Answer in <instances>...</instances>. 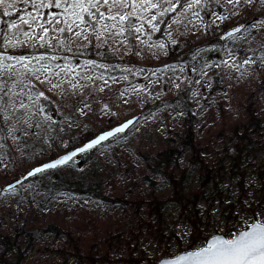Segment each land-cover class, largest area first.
Instances as JSON below:
<instances>
[{"label": "rangeland", "instance_id": "obj_1", "mask_svg": "<svg viewBox=\"0 0 264 264\" xmlns=\"http://www.w3.org/2000/svg\"><path fill=\"white\" fill-rule=\"evenodd\" d=\"M158 2L163 8L150 9L157 17L156 29L146 20L130 16L133 20L125 22V32L120 33L119 18L101 20L87 14L85 19L91 26L73 25L68 31L69 25L62 22L65 9L41 8L37 0L36 8L43 14L38 22L47 27L51 13H56L51 29L58 26L64 31L50 29L44 34L27 18L24 30L7 36L13 45L4 43V52L35 60L26 75L19 67L22 75L17 78L12 74L6 77L5 69H0V79L7 81V87H0L18 94L11 97L17 105H26L17 107L13 115L9 104L5 113L3 107L9 96L0 92L4 97L0 123L8 134L16 163L0 173V187L78 147L75 140L84 132L95 136L144 115L125 138H116L111 146L99 149L92 161L78 160L58 173L41 175L19 190L0 195V229L11 238L10 243L0 244V257L4 256L8 264H157L196 250L215 235L231 238L254 220L262 219L264 0H252L251 4L241 0L235 6L226 0H202L192 9L177 5L163 15L160 13L168 4L165 0ZM8 4L14 6L7 7L10 11L21 8L23 14L36 15L29 0H8ZM100 11L107 15L103 5ZM138 15L150 18L149 12ZM218 16L225 19L218 20ZM140 23L144 30L137 33ZM240 26L244 27L241 34L219 45L220 37ZM76 32L83 34L77 36ZM40 35H44L43 40L38 39ZM92 46L107 47L117 60H90ZM186 54L190 57H184ZM245 60L255 63L246 64ZM41 64L51 72L34 74L32 70ZM93 66L112 72L114 81L97 77ZM45 75L51 84L39 82ZM55 84L60 87L53 88ZM33 87L45 95L38 96ZM95 91L92 99L89 93ZM185 92H189L197 116L200 158L213 172L209 180L189 150L175 155L173 169L165 175H151L145 157L167 147L181 149L177 132L182 131L185 116L178 103L147 113V102L167 103ZM41 99L54 107L46 112ZM85 103L88 108H84ZM252 106L261 124L257 129L241 128L236 138L232 128L243 127ZM19 133L30 137L21 139ZM7 163L2 159L0 167L5 168ZM56 174L74 187L70 191L56 189ZM96 183L107 200L83 194L85 185L90 190ZM193 194L199 196L195 207L185 199ZM154 199L161 204L149 207ZM121 200L144 203L139 209L118 203ZM49 222L62 228H46ZM58 230L74 235V239L70 241ZM9 248L14 250L7 251Z\"/></svg>", "mask_w": 264, "mask_h": 264}, {"label": "snow or ice", "instance_id": "obj_2", "mask_svg": "<svg viewBox=\"0 0 264 264\" xmlns=\"http://www.w3.org/2000/svg\"><path fill=\"white\" fill-rule=\"evenodd\" d=\"M32 5V9L36 12V15L33 16L31 12L27 13L28 17L30 18L31 22L36 25L44 34H48L50 32L51 26L54 22H56V13H51L52 19L47 21L48 26H44V24L39 23V19L42 17V13L36 8L37 0H29ZM168 4V7L164 9L160 13L163 15L164 12L173 11L175 10L176 6L180 4V0H165ZM202 0H184V6L188 9H192L194 6H199ZM249 4H251L252 0H247ZM228 5H239L241 0H226ZM0 5H5L6 7H14L11 4H8V0H0ZM103 5L107 9V15L105 11H100V7ZM39 6L41 8L48 7L52 8L55 6L56 8H64L65 11L63 16V23L68 26V31H72V26L75 25L79 27L80 24L88 25V21L85 19V14L87 16L104 20H112L117 21L119 18V25H120V33L125 32V28L123 27L125 22L130 21V16L137 17L140 21H145L153 28L156 29L157 24L154 21H157V17L155 15H151L150 9H161L163 5L156 0H39ZM115 8L117 11L115 13L112 12V9ZM95 9V10H94ZM120 9H129L130 11L121 12ZM140 12H149L150 18H146L144 16H139L138 13ZM4 15H8V12L5 11ZM194 16L198 17V13L193 12ZM218 20H223L225 17L218 16ZM21 21L23 24H28L29 21L25 20L21 17ZM71 21V23H69ZM79 21V24H77ZM91 26V25H88ZM11 28H17L16 24H11ZM113 28L117 27V24L114 23L112 25ZM55 31L63 32L64 29L57 28L51 29ZM103 30H107V25L103 27ZM144 30V24L140 23L139 26L136 28V32L139 33ZM238 30V29H237ZM82 32H76L75 35L81 36ZM24 36L28 37L29 32L25 31ZM38 39L43 40L44 35H40ZM84 39H88L87 36ZM136 39L139 40V35L136 36ZM5 45L12 46L13 41L7 38L5 35L4 40ZM17 43H19L17 41ZM7 59L14 61V64H4L3 54H0V68L5 69V76H10L16 65H19L21 68L25 70L23 75H26L29 68L31 67L33 61L35 60L34 57L29 56H11ZM43 57H41V60ZM39 63V61H37ZM95 64V61H92ZM244 63L250 64L255 63V61L245 60ZM33 73H37L43 71L44 73L51 72V68H45L43 64L40 65L39 69H33ZM21 75V74H18ZM39 80V77H36ZM47 81L51 84V81L48 79V76H44L43 81H39L40 83H44ZM0 84H3L4 87H7V81L0 79ZM14 86H19L15 84ZM4 87H0V92H3L4 95L9 96V100L4 103L3 111L5 113L9 112V104L11 105V112L14 115L16 112L17 107L24 108L26 107L25 104L22 102L17 105L16 101L11 99L13 96H17V93L11 92L9 89L8 92H4ZM53 88H59V84L52 85ZM83 87V85H81ZM178 87V85H177ZM72 88L75 90L76 85L73 84ZM45 93L43 91L38 93V96L43 97ZM63 95V93H62ZM4 101V97L0 96V102ZM65 101L67 102V97H65ZM89 105L87 103L84 104V108H88ZM83 111V109H81ZM7 119V117H6ZM131 123V121H129ZM119 130V129H118ZM107 135L110 133H105L101 135L97 140L93 141L92 143L86 145V147L91 148L92 144H98L100 141L104 140ZM15 139V137H13ZM79 151H83L84 149H78ZM72 157L71 155H65L61 160L57 161V163H65L66 161L70 160ZM55 167V164H45L43 168H50ZM42 168L37 167L34 169V172H40ZM29 175H32L33 172H29ZM11 187V186H9ZM260 216L262 219L259 222L252 223V227L250 231L241 232L237 236H233L230 239H223L220 236H213L212 241L208 243L206 246H201L194 251L186 252L184 255L178 256L175 260L167 261L165 264H264V209L260 211Z\"/></svg>", "mask_w": 264, "mask_h": 264}, {"label": "trees", "instance_id": "obj_3", "mask_svg": "<svg viewBox=\"0 0 264 264\" xmlns=\"http://www.w3.org/2000/svg\"><path fill=\"white\" fill-rule=\"evenodd\" d=\"M178 6H179L178 8L185 7L184 6V0H180V4H178ZM206 8L207 7H205V9ZM5 11L8 12V15H4ZM21 17H23L25 20L27 18H29L27 15V12H24V14H23V11L21 10V8H20V10L13 12L12 10L10 11L9 8H7L5 5H0V52H4V49H5L4 48L5 35L8 36L13 31L18 32L20 30L25 29L26 24L22 23ZM131 20H133V19H131ZM11 24H16L18 27L15 29L11 28L10 27ZM130 27L132 28V25ZM159 37H161V35H159ZM218 41H219L218 42L219 45H221L222 44L221 37L219 38ZM174 51L177 52L176 47L174 48ZM175 54H173V55H175ZM13 55H14L13 53H11V54L9 53V57H11ZM89 55H90V60H98L99 57H101V58L105 57L107 59L106 61L117 60L116 56L112 52H110V50L107 47L96 48V47L92 46L90 49ZM184 57H190V56H189V54H186ZM7 58H4V60H3L4 64H14V61H11ZM19 67H20L19 65L15 66V69L12 73L14 78L19 77L20 75H18V74H21ZM92 68H93L94 73L97 77L114 81V77H113L112 72H109L108 70H104L100 67L98 68V67L93 66ZM0 69L4 70V68H0ZM4 78H5V76H4ZM33 88L38 93V90L36 89V87H33ZM92 89L91 90L88 89V90L92 91ZM261 89L264 92V84H263ZM95 93H96V91L89 93L91 95L92 99H95ZM188 93L189 92H185L180 96V98L179 97L174 98L173 100H171L170 102H167V103L159 102V103L152 104L150 102H147V105H146L147 113H156L158 111H161L162 109L166 108L171 103L181 104L182 109L184 110V113H185L184 120H183V128L181 129L182 131L177 132V137L181 140V149L167 147L159 154H156V155H151V154L147 155L146 154L145 155V157H147L148 161L150 162V167H151V171H152L151 175H154V176H158L160 174L165 175L168 173V170L172 171L173 161H174L175 155L181 154L182 152L187 151V150H189L191 152L193 160H196L197 163H199L201 165V170L206 175L207 180H209L210 175L213 173L212 170H210L208 168V166L204 163V161L200 158L201 144L199 142H197V140H196V131H195V124L197 121V116L193 112V103L188 98ZM92 99L90 98V101H93ZM40 103L43 107H45L46 112L48 109L54 107L53 104L46 99H41ZM142 117H144V115ZM142 117H141V119H142ZM260 124H261V121L257 118V114H256V112L252 106L251 110L248 111V119L246 120V122L244 124H242L243 127H238L236 125L234 128H232L233 129L232 132L236 138H239V130L241 128L244 129L245 131H247L250 128L257 129V126H259ZM130 132L131 131H129L124 136H120L119 139L121 140V139L125 138ZM19 134H20L21 139H24V140H26L27 138L30 137V135L24 137V136H22L21 133H19ZM95 136L91 133L88 134V132H84L83 134H81V136L76 138L75 141L77 143L76 142L75 143L82 145V144L88 142L89 140H91L92 138H94ZM112 143H113V141L107 143L106 145H103L100 148H97L96 150H94V151H92V152H90V153H88L82 157H80L78 160H80L81 162L84 161V163L92 161V159L95 158V155L99 151V149L107 148V147L111 146ZM11 148L12 147L9 144L8 134L6 133V130L2 127V125L0 123V163H1L2 159H4L5 161H8L7 166L5 168L0 167V173H5L6 170L7 171L11 170L12 168H14L16 166L15 155H14V152ZM34 159H35V161L39 160L38 156H34ZM72 164H70V165H72ZM60 171H61V169H58L55 172L58 173ZM17 175H20V174H17ZM22 176L23 175L16 176L15 179L13 181L9 182L8 184H12L13 182L22 178ZM38 178H40V177H36L30 181H36ZM53 180H54V182H53L54 187L58 190L63 189V190L70 191V189L72 187H74L73 183L65 181L64 179H61L59 174H56V176ZM98 184L99 183H96L95 186H90L89 187L90 190H86L87 186H89V185H85V190L83 189L84 190L83 194H86L89 196H94V197H97L101 200H107L106 198L103 197L102 192H101V187ZM6 186L7 185H3L0 187V195L4 194V192H6L5 191ZM21 187H19L17 189L19 190ZM14 190H16V189H14ZM198 198H199V196L197 197V196H195V194H193V195L187 196V198H185V199L187 201V204L195 207L197 202H198ZM118 203H124L126 206H134V207H137L140 209L141 204L144 202L137 201L134 203H125V202H122V200H121V201H118ZM156 204L157 205L161 204V201L154 199L152 203L148 204V206L149 207H150V205L155 206ZM138 220H139V223L142 222L140 217H138ZM0 228H1V224H0ZM46 228H62V227H59L58 225L54 224L53 222H49V224L46 226ZM58 232L60 235H67L69 237L70 241L74 239V235L64 234V232L62 230H58ZM10 242H11V238L9 236H4L3 233L1 232V229H0V244H2L4 246V243H10ZM11 247H14V245H12ZM13 250H14L13 248L7 249V251H13ZM0 264H8V261H6L4 256L0 257Z\"/></svg>", "mask_w": 264, "mask_h": 264}, {"label": "water", "instance_id": "obj_4", "mask_svg": "<svg viewBox=\"0 0 264 264\" xmlns=\"http://www.w3.org/2000/svg\"><path fill=\"white\" fill-rule=\"evenodd\" d=\"M238 29V30H237ZM244 30V27H238V28H235V29H232L228 32H226L223 36H222V41H227L228 39L234 37V36H237L239 34L242 33V31ZM0 54H3V57L6 58L8 57L9 55L7 53H2L0 52ZM141 119V115H138V116H135L115 127H113L112 129L106 131V132H103L99 135H97L95 138H93L92 140L88 141L87 143L81 145L80 147L76 148V149H73L49 162H46L42 165H39L37 167H40L42 168V171L40 172H34V169L37 168H33L32 170H30L29 172H33L32 175H29L28 173H26L22 178H20L19 180L15 181L14 183L8 185L5 190L6 191H10V190H13L17 187H20L22 186L23 184H25L26 182L30 181L31 179L41 175V174H45L47 172H51V171H54V170H57L59 168H63V167H66L68 166L70 163L74 162L76 159H78L80 156L84 155V154H87L89 152H92L94 151L95 149L109 143L110 141L122 136V135H125L127 134L133 127L136 126V124L140 121ZM129 121H131V123H129ZM119 129V130H118ZM105 133H110V135H107V137L100 141V143L98 144H92V147L91 148H88L86 147V145L92 143L93 141L97 140L101 135L105 134ZM83 148L84 150L83 151H79L78 149H81ZM65 155H71V159L66 161L65 163H57V161L61 160ZM45 164H55V167H50V168H43V165ZM11 186V187H9ZM256 222H259V221H256ZM251 227H252V224L249 225L248 227L240 230L235 236L239 235L241 232H245V231H250L251 230ZM215 236H220L222 237L223 239H230V237L226 236V235H222V234H218V235H215ZM212 238H209L206 243L203 245V246H206L208 243H210L212 241ZM194 251V250H192ZM187 252H191V251H187ZM186 252H183V253H180L179 255H177L176 257H173V258H169V259H163L161 260L160 262H158V264H165V262L167 261H172V260H175L178 256L180 255H184Z\"/></svg>", "mask_w": 264, "mask_h": 264}]
</instances>
